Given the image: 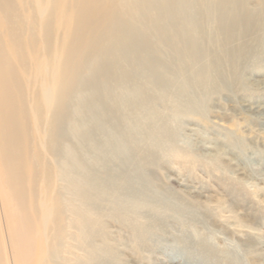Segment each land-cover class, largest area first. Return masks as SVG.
<instances>
[{
    "label": "rangeland",
    "instance_id": "rangeland-1",
    "mask_svg": "<svg viewBox=\"0 0 264 264\" xmlns=\"http://www.w3.org/2000/svg\"><path fill=\"white\" fill-rule=\"evenodd\" d=\"M229 2L154 0L124 14L138 42L126 63L134 85L84 72L119 108L95 103L90 88L70 100L55 181L29 186L26 235L0 226V264H264V0ZM75 123L86 139L71 134ZM91 181L97 190L81 200L74 184ZM56 195L65 227L55 242L32 204L52 209Z\"/></svg>",
    "mask_w": 264,
    "mask_h": 264
},
{
    "label": "bare ground",
    "instance_id": "bare-ground-1",
    "mask_svg": "<svg viewBox=\"0 0 264 264\" xmlns=\"http://www.w3.org/2000/svg\"><path fill=\"white\" fill-rule=\"evenodd\" d=\"M153 2L0 0V180L4 184L2 191L4 189L10 195L0 202L3 211L0 226L16 231V240L20 235H26L25 224L34 222V214L27 203L29 186L34 194L40 183L49 189L55 181L57 168L50 158L65 151V139L61 133L64 121L69 117L70 100L90 88L95 94V103L109 105L114 111L119 108L108 102L106 86L109 85L93 87L83 77L84 72H91L92 81L105 77L109 83L118 80L133 83L126 63L129 55L136 52L138 42L128 37L133 30L123 16ZM229 13L239 15V20L243 22L250 18L247 12L234 5L230 6ZM174 15L178 18L177 14ZM23 74L27 75L26 80ZM33 99L38 103L35 106L30 102ZM74 110L76 114L78 110ZM102 119L99 117V120ZM77 126L76 123L71 126V134L86 139V131ZM31 129L35 131L33 134ZM27 166L31 167L30 172L26 170ZM78 168L81 170L82 166L78 164ZM80 173L79 177L84 178ZM91 182L87 187H83L82 182L74 184L81 200L97 190L94 189L98 187L97 183ZM54 200L52 209L39 200L33 202L32 208L44 221L41 226L44 240L53 230L50 237L56 242L62 240L65 225L61 221L62 211L57 195ZM9 203H15L18 211L11 212L7 207ZM77 216L80 231L83 236L89 237L92 221L85 213L78 212ZM49 219L50 225L47 226L45 221ZM37 246H40V241Z\"/></svg>",
    "mask_w": 264,
    "mask_h": 264
}]
</instances>
